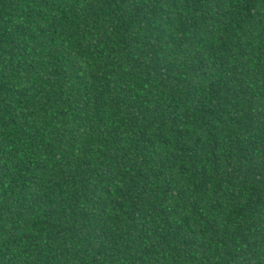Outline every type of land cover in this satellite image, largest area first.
Wrapping results in <instances>:
<instances>
[{
	"label": "trees",
	"instance_id": "16d2710c",
	"mask_svg": "<svg viewBox=\"0 0 264 264\" xmlns=\"http://www.w3.org/2000/svg\"><path fill=\"white\" fill-rule=\"evenodd\" d=\"M0 264H264V0H0Z\"/></svg>",
	"mask_w": 264,
	"mask_h": 264
}]
</instances>
